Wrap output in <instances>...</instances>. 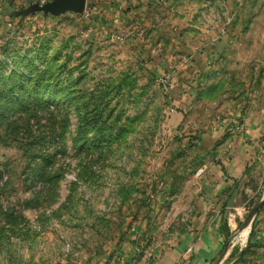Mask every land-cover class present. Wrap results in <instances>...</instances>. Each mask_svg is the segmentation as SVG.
Instances as JSON below:
<instances>
[{
  "label": "rangeland",
  "instance_id": "obj_1",
  "mask_svg": "<svg viewBox=\"0 0 264 264\" xmlns=\"http://www.w3.org/2000/svg\"><path fill=\"white\" fill-rule=\"evenodd\" d=\"M47 1L0 0V60H29L61 86L25 146L0 141V264H106L131 247L151 256L196 227L212 198L205 159L264 119V0L31 7ZM256 137L244 181L220 194L223 242L204 264H264V130Z\"/></svg>",
  "mask_w": 264,
  "mask_h": 264
},
{
  "label": "crops",
  "instance_id": "obj_2",
  "mask_svg": "<svg viewBox=\"0 0 264 264\" xmlns=\"http://www.w3.org/2000/svg\"><path fill=\"white\" fill-rule=\"evenodd\" d=\"M211 61L212 58H206L203 62L209 66ZM257 114L264 115V107L259 109ZM260 119L250 123L248 135H252L251 138L239 137L227 146V150L219 152L216 159L212 156L205 159L203 163L205 167L200 173V177L210 183L207 193L212 198L216 197V200L208 198V201L206 200L201 205L202 207L199 208L198 215L194 219L195 228L187 231L176 244L166 245L160 251H151V256L145 252H136L134 247H131L123 255L113 254L108 258L106 264H187L188 260L191 261V264H204L209 257L215 255L223 242L222 233L218 229L224 220L222 219L223 208L218 206L220 204L218 199L220 194H224V190L232 191L231 195H233L239 180L244 181L252 158L259 153L262 140L256 137V134L257 132L260 134L264 130V119L262 117ZM208 145L209 147L215 146L212 141ZM202 147L207 148L208 146L204 144ZM212 150L213 148H210V151ZM203 151L208 153L207 150ZM234 194L236 193L234 192ZM231 204L227 206L235 207L237 202L233 200Z\"/></svg>",
  "mask_w": 264,
  "mask_h": 264
},
{
  "label": "trees",
  "instance_id": "obj_3",
  "mask_svg": "<svg viewBox=\"0 0 264 264\" xmlns=\"http://www.w3.org/2000/svg\"><path fill=\"white\" fill-rule=\"evenodd\" d=\"M28 61L22 62L20 66H17L15 61L13 66H8V63L5 64L0 60V141L8 136L18 139L22 147L26 145V132L30 129L33 118L42 117L44 104L60 102V98L56 99V95L61 89L59 83L54 86L50 80H42L43 68L30 65ZM41 90L45 94H41ZM90 103L89 100H84L83 105L86 111H89ZM100 114L99 111L92 114L95 121L92 127L96 135L105 137L110 134V131H107L108 120L100 119L102 116ZM251 241L252 235L250 244H252Z\"/></svg>",
  "mask_w": 264,
  "mask_h": 264
},
{
  "label": "water",
  "instance_id": "obj_4",
  "mask_svg": "<svg viewBox=\"0 0 264 264\" xmlns=\"http://www.w3.org/2000/svg\"><path fill=\"white\" fill-rule=\"evenodd\" d=\"M87 0H49L45 3H36L31 5V7L51 9L53 11H63L66 9L82 10L86 6Z\"/></svg>",
  "mask_w": 264,
  "mask_h": 264
},
{
  "label": "bare ground",
  "instance_id": "obj_5",
  "mask_svg": "<svg viewBox=\"0 0 264 264\" xmlns=\"http://www.w3.org/2000/svg\"><path fill=\"white\" fill-rule=\"evenodd\" d=\"M248 231H249V228H247V229L244 230V235H245V236H247Z\"/></svg>",
  "mask_w": 264,
  "mask_h": 264
}]
</instances>
